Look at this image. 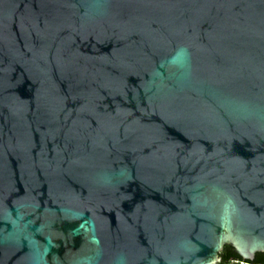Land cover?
Instances as JSON below:
<instances>
[{"label": "water", "instance_id": "1", "mask_svg": "<svg viewBox=\"0 0 264 264\" xmlns=\"http://www.w3.org/2000/svg\"><path fill=\"white\" fill-rule=\"evenodd\" d=\"M264 253V0H0V264Z\"/></svg>", "mask_w": 264, "mask_h": 264}, {"label": "trees", "instance_id": "2", "mask_svg": "<svg viewBox=\"0 0 264 264\" xmlns=\"http://www.w3.org/2000/svg\"><path fill=\"white\" fill-rule=\"evenodd\" d=\"M220 261L216 264H233L231 260H240L239 255H237L233 248L229 245H224L223 249L219 253ZM254 263L264 264V253L258 252L255 254Z\"/></svg>", "mask_w": 264, "mask_h": 264}, {"label": "flooded vegetation", "instance_id": "3", "mask_svg": "<svg viewBox=\"0 0 264 264\" xmlns=\"http://www.w3.org/2000/svg\"><path fill=\"white\" fill-rule=\"evenodd\" d=\"M256 254V253H255ZM220 257V256H219ZM240 257V256H239ZM255 257V255H254ZM254 257L252 260H248V261H245L243 260L241 257H240V260H231V263L233 264H258V263H254ZM220 261V260H219ZM218 261V262H219Z\"/></svg>", "mask_w": 264, "mask_h": 264}]
</instances>
